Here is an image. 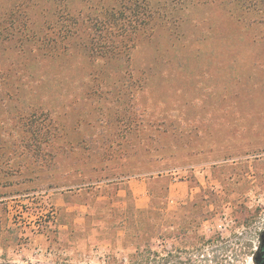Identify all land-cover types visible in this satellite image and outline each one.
I'll use <instances>...</instances> for the list:
<instances>
[{"label": "rangeland", "instance_id": "374dc122", "mask_svg": "<svg viewBox=\"0 0 264 264\" xmlns=\"http://www.w3.org/2000/svg\"><path fill=\"white\" fill-rule=\"evenodd\" d=\"M254 2L252 53L238 43L194 87L167 63L188 31L204 25L206 9L191 0H0V18L20 5L33 32L56 23L94 30L96 42L99 30L113 33L128 50L109 65L117 74L100 76L139 89L136 120L107 135L109 147L98 131L80 128L81 153L98 163L0 175V264H264V0L245 5ZM15 50L0 44V68L25 78V99L50 103L52 92L35 85L43 72L26 60L20 65ZM234 60L231 70L218 66ZM77 110L67 118L80 120ZM150 117L165 121V134L145 127ZM3 161L0 168H8ZM106 175L120 178L107 182ZM172 182L183 189L168 193Z\"/></svg>", "mask_w": 264, "mask_h": 264}, {"label": "trees", "instance_id": "16d2710c", "mask_svg": "<svg viewBox=\"0 0 264 264\" xmlns=\"http://www.w3.org/2000/svg\"><path fill=\"white\" fill-rule=\"evenodd\" d=\"M190 5L206 9L204 25L198 28L200 32L197 34L188 31V37L174 47L173 56L167 63L183 76L187 75L191 82H195L192 86L196 87L202 84V78L208 76L214 58L224 56L227 52L235 54L239 50L238 43H245L249 47V54L246 55L252 53L255 36L248 12L250 8H256L257 4L254 2L247 6L245 0H191ZM21 8L20 5H13L0 18V36L5 34L0 44H5L9 49L16 48V55L21 59L20 65L26 60V63L32 62L31 67L42 71L46 79H39L35 85L39 88L45 86L53 96L48 99L50 103L25 99L23 92L29 88L25 78L12 79L10 74L6 75L5 68H0V147L4 151L0 161L4 159L3 164L8 167L0 168L3 169L0 175H20L29 170L49 167L59 170L77 168L85 163L96 164L95 158L84 157L81 153L86 142L80 134V128L85 126L98 131L100 138H96L102 146L109 147L112 139L107 135L120 130L119 126L125 129L129 121L136 120L132 113L136 115L137 112L135 107L138 106L139 89H134L130 81L110 83L105 76H100L103 72L105 75L118 73L111 70L109 65L119 64L120 54L128 50L126 44L115 41L113 33L107 30L98 31V35L102 33V41L96 42L94 30L91 33L81 29L71 32L56 23H44L33 32L25 27V11L22 14ZM191 17L190 14L188 20H192ZM118 32L124 35L123 31ZM15 34L19 40H8ZM73 37L78 39L77 42H74L76 39ZM81 37L85 39L81 41ZM220 63L218 66L227 71L235 66V60ZM128 66L130 69L129 62ZM84 69L85 72L82 71ZM79 72H83L81 78L72 81L71 77ZM19 96L22 100H19ZM8 103H14L12 108L4 106ZM53 107L57 109L56 113H63V116L50 115V108ZM77 109H81L76 114L80 120L67 118L68 110ZM83 118L84 121H81ZM150 118L154 122L150 121L145 127L154 133L165 134V121L160 117ZM136 124L131 127L137 129ZM128 134L124 135L129 137ZM89 142L93 144L97 141L92 139ZM13 148L16 150L12 155ZM31 149L33 153L29 152ZM6 169L8 172H4ZM119 178L114 175L104 177L107 182Z\"/></svg>", "mask_w": 264, "mask_h": 264}, {"label": "crops", "instance_id": "0c3cea01", "mask_svg": "<svg viewBox=\"0 0 264 264\" xmlns=\"http://www.w3.org/2000/svg\"><path fill=\"white\" fill-rule=\"evenodd\" d=\"M182 185H183L182 182H178V183L177 182L176 183L172 182V183H170L169 186H168V193L169 192H173L174 189H176V188L183 189ZM134 194L136 195V199L138 201H140L141 203L144 202L145 197L143 195H141V191H138V193H136V191H135Z\"/></svg>", "mask_w": 264, "mask_h": 264}, {"label": "flooded vegetation", "instance_id": "af4514ba", "mask_svg": "<svg viewBox=\"0 0 264 264\" xmlns=\"http://www.w3.org/2000/svg\"><path fill=\"white\" fill-rule=\"evenodd\" d=\"M264 251V246H263V248H262V252ZM264 253V252H263Z\"/></svg>", "mask_w": 264, "mask_h": 264}]
</instances>
